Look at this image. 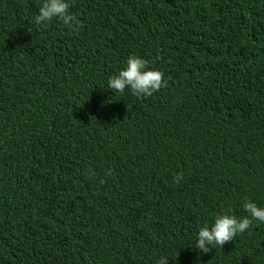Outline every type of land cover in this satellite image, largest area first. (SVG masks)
Masks as SVG:
<instances>
[{"label":"trees","instance_id":"1","mask_svg":"<svg viewBox=\"0 0 264 264\" xmlns=\"http://www.w3.org/2000/svg\"><path fill=\"white\" fill-rule=\"evenodd\" d=\"M43 2L0 0V264H264L257 222L194 249L217 214L264 206V144L235 155L264 124V74H235L264 68V0H68L76 32L36 25ZM129 56L168 85L113 92Z\"/></svg>","mask_w":264,"mask_h":264},{"label":"clouds","instance_id":"2","mask_svg":"<svg viewBox=\"0 0 264 264\" xmlns=\"http://www.w3.org/2000/svg\"><path fill=\"white\" fill-rule=\"evenodd\" d=\"M69 7L68 0H44L35 15L34 22L36 25L47 26L50 21L56 19L62 22L65 27L76 32L79 29V22L69 12ZM258 65L264 66V53ZM235 74L243 79L252 80L259 75H263L264 68L261 71L256 66L254 69L242 68L237 70ZM167 85L168 79L164 76V73L148 67V61L140 56H129L125 66L107 80V87L113 92L123 94L127 91L138 99L150 97ZM261 143L264 144V124L260 125L251 136L237 142L235 155L240 161V170L244 168L245 158L249 151L256 149ZM155 148L157 151V144ZM105 164H108L107 160ZM181 179L182 175L178 174L174 177V183H179ZM242 210L246 215L238 217L228 213L217 214L211 225L205 223L199 227L195 234L194 249L202 253H208L214 248L221 249L226 242L233 241L237 235L249 231L253 222L264 224V206H258L257 203L245 199ZM44 237L46 238L42 236L35 238L37 240L35 248L38 252L49 250L54 243L68 236L60 234ZM168 248L177 249L178 239L172 236L164 251ZM63 259L68 262V257ZM169 260L167 255H162L158 258L157 264H168Z\"/></svg>","mask_w":264,"mask_h":264},{"label":"bare ground","instance_id":"3","mask_svg":"<svg viewBox=\"0 0 264 264\" xmlns=\"http://www.w3.org/2000/svg\"><path fill=\"white\" fill-rule=\"evenodd\" d=\"M42 236V235H41Z\"/></svg>","mask_w":264,"mask_h":264}]
</instances>
